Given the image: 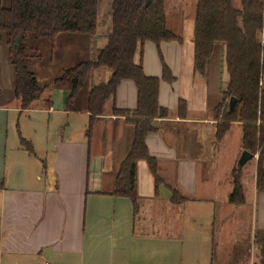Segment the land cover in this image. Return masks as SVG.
<instances>
[{
  "label": "crops",
  "instance_id": "obj_1",
  "mask_svg": "<svg viewBox=\"0 0 264 264\" xmlns=\"http://www.w3.org/2000/svg\"><path fill=\"white\" fill-rule=\"evenodd\" d=\"M194 7L187 28L166 12L168 29L175 27L178 35L173 34L181 42H162L159 47L147 42L143 48L147 76L162 78L165 64L176 80L161 81L159 86V105L169 116L157 120V131L146 139L149 154L157 161L158 182L148 163L139 161L136 214L129 199L112 195L135 136L134 126L113 115L112 109L114 104L118 109H136L135 84L123 81L115 102L108 101L103 116L90 124V91L109 81V70L100 68L90 74L72 111L66 107L70 86L56 83L64 70L91 61L105 47L111 31L108 14L105 28L97 27L95 35L60 34L54 42L34 35L25 38L27 68L45 88L27 111L21 110L15 95L16 74L8 48L0 43L4 59L0 62L7 69L0 78V264H213V256L225 254V249H230L227 264H244L250 257L255 234L264 232V193L258 192L256 178L259 156L247 170L248 189L241 177L244 204H231L233 170L222 177L220 168L221 141L228 132L217 138L214 114L229 77L219 45L205 74L195 71ZM41 40L50 42L51 54L65 47L63 61L49 64L45 77L35 70L46 63ZM139 60L137 54L136 63ZM181 101L187 106L184 119L178 116ZM30 113L47 117L40 135L35 129L27 134L19 130V116ZM13 117L18 136L10 147ZM244 234L251 238L240 242Z\"/></svg>",
  "mask_w": 264,
  "mask_h": 264
},
{
  "label": "trees",
  "instance_id": "obj_2",
  "mask_svg": "<svg viewBox=\"0 0 264 264\" xmlns=\"http://www.w3.org/2000/svg\"><path fill=\"white\" fill-rule=\"evenodd\" d=\"M108 4L107 14L111 31L104 48L97 51L91 61H84L64 70L56 83L69 85L66 100L68 111L90 74L100 68L110 72L107 83L93 86L88 101L90 124L104 114L108 101L115 102L117 90L123 81H131L137 88L135 110L118 109L113 115L125 117L135 128L131 151L121 164L112 195L131 201L135 214L139 211L136 191V173L139 161H146L158 182L157 161L148 151L146 139L157 131L156 121L167 119L169 111L159 105L161 81L175 82V77L164 64L162 78L144 73L142 55L145 43L159 47L162 42L182 40L167 25L166 1L152 0L145 7V0H0V41L8 48L9 62L15 69V95L21 110L31 109L40 100L45 88L38 84L36 75L26 65L24 40L34 35L50 42L66 33L95 35L98 27L101 2ZM23 40L17 46L18 37ZM223 48V64L228 74L221 102L216 108L217 138L222 139L235 123L242 125V148L258 154L257 190L264 193V0H197L194 30L195 71L203 76L216 46ZM139 54L140 60L135 61ZM161 55V54H160ZM236 98L230 110L229 102ZM46 105L50 107L51 102ZM187 106L179 103L178 116L186 117ZM23 142V148L31 152ZM233 191L229 202H245L241 183V169L232 172ZM177 200V196L174 197ZM254 246L264 260V232H257ZM264 264V262H263Z\"/></svg>",
  "mask_w": 264,
  "mask_h": 264
},
{
  "label": "rangeland",
  "instance_id": "obj_3",
  "mask_svg": "<svg viewBox=\"0 0 264 264\" xmlns=\"http://www.w3.org/2000/svg\"><path fill=\"white\" fill-rule=\"evenodd\" d=\"M5 2L7 3L8 0H5ZM197 3V0H168L167 5H166V9H167V15L168 18L170 19H177L180 18L183 21V25H185V27L187 28V26L190 25V23L192 22V17L194 16V10L195 7L194 5ZM102 7H101V12L99 15V22L103 23L101 24V26H98L100 29H102L103 27L105 28V24L108 20V16H107V8L108 7L104 1L101 2ZM170 24H172L170 22ZM176 24V23H174ZM173 24V25H174ZM103 26V27H102ZM173 32H172V31ZM171 32L175 33L176 28H171ZM103 31H106L105 29H103ZM177 34V33H175ZM178 35V34H177ZM183 35V34H182ZM34 40V39H33ZM40 43L41 46V50L42 52L41 55L44 57L46 63L42 64V66H36L35 70L39 71L38 73L40 75H43L45 77L46 74H48V72L50 71V67L49 64L52 63H56V64H60L63 61V56L62 54H64V48L63 47L61 49V47L57 48V51L53 52L52 54L49 53V43L48 41H38ZM0 43H4V41L0 42ZM67 48V47H66ZM61 49V53L59 52ZM44 52V53H43ZM36 54V53H35ZM38 55V53L36 54ZM4 60L1 56H0V61ZM3 63L0 62V78L3 79V73H7V69L6 67H4L2 65ZM34 65V64H33ZM32 65V67H33ZM53 65V64H52ZM5 82V81H4ZM4 82H1V84H3ZM263 87H264V80H263ZM55 103H59L57 101V99H54ZM16 116V115H15ZM17 117V116H16ZM47 119V117L39 115L38 113H30L29 115H20L19 116V130L22 134H27L28 132L31 131V133H33L34 129L36 130L35 133L39 134L41 133V131H43V127L45 125V123H47L45 121V119ZM14 119V125L11 123V127H10V133H9V146L13 147V140L16 138V136H18V132H17V123L15 121V117H13ZM45 121V122H44ZM238 124V123H235ZM234 125V124H233ZM240 127H231L230 130L228 131V138L224 139L221 141L222 142V147H221V159H220V168L222 171L221 176L225 177L227 171L229 170L231 173L232 170L238 168L237 167V162L241 157V154L243 152V148H242V125L238 124ZM241 135V138H240ZM206 146V144H204ZM212 149H215L214 147ZM219 149V148H218ZM254 155V154H253ZM254 159H256V157L258 158V154L256 153L254 155ZM231 158H232V163H231ZM257 160V159H256ZM253 160V161H256ZM253 165L252 161H250L248 163V165L245 168L241 169V174L243 178V184L246 185L247 189L249 187V182H250V175L248 173L247 170H249L251 168V166ZM231 176V175H230ZM229 176V177H230ZM230 180L231 177H230ZM248 194V192H247ZM252 214V212H251ZM246 221V218H245ZM251 225H253V214L251 217ZM250 224H247V222L245 223V227H249ZM251 225H250V229H251ZM139 228V227H138ZM243 238H241L240 242H246L249 238H251V235H247L244 234L242 235ZM254 247V246H253ZM225 254L222 253V255L219 256H213V264H219L220 262L225 263L228 254L230 253V249L229 251L227 249H225ZM247 260H245L246 262H244V264H263L264 260L261 259L260 257V253L259 250L257 248H254L252 250V254L250 255L249 258H246ZM228 261L225 263L227 264Z\"/></svg>",
  "mask_w": 264,
  "mask_h": 264
},
{
  "label": "water",
  "instance_id": "obj_4",
  "mask_svg": "<svg viewBox=\"0 0 264 264\" xmlns=\"http://www.w3.org/2000/svg\"><path fill=\"white\" fill-rule=\"evenodd\" d=\"M151 3H152V0H145V7H148ZM22 40H23V36L18 37L17 46H19L21 44ZM235 104H236V98H231L230 102H229L230 110H232L234 108ZM254 157L255 156L253 154H251L247 151H243L240 159L237 162L238 169L244 168L248 162H250L254 159Z\"/></svg>",
  "mask_w": 264,
  "mask_h": 264
}]
</instances>
